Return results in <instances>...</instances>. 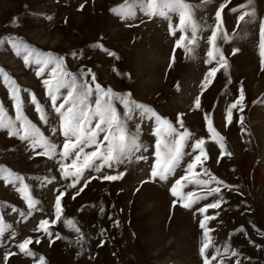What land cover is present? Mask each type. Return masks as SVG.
<instances>
[{"label": "rangeland", "instance_id": "374dc122", "mask_svg": "<svg viewBox=\"0 0 264 264\" xmlns=\"http://www.w3.org/2000/svg\"><path fill=\"white\" fill-rule=\"evenodd\" d=\"M188 2L198 25L195 43L191 45L188 44L191 27L185 29L188 39L182 44L192 49L190 53L175 44L181 35L177 27L178 14L149 18L138 13L136 18L121 20L112 9L123 0H0V37L11 36L43 51L62 55L68 71L91 69L102 87L130 92L132 99L149 105L177 128L176 117L180 114L190 133L184 150L194 152L191 143L204 138L205 167L233 186H220L222 203L204 213L210 217L205 221L209 229L205 255L210 264L213 260L220 264L221 259L224 264H237V261L264 264V65L259 47V20L264 18V0H251L250 8L255 10V15L245 16L239 22L241 12L250 10L239 7L247 4V0ZM221 3L225 7L220 9L222 27L216 45L228 61V68L226 71L219 68L201 90L207 68L216 66L219 60V53H214L215 59L210 64L205 62L209 59L207 38L215 26V11ZM225 32L227 40L223 38ZM104 49L116 55L110 56ZM72 52H76L75 58ZM0 69L20 86L25 115L46 136H51L50 126L39 120L30 99V94H34L50 111L51 102L45 94L42 78L35 74V66H26L22 57L4 43L0 44ZM240 85L245 90V106L242 112L234 109L229 122L226 119L228 105L238 95ZM198 96L200 107L196 106ZM0 103L8 115L15 116L2 75ZM117 107L122 110V106ZM206 114H210L213 128L224 138V156H220L219 144L208 130ZM51 123L55 125L56 120ZM127 123L143 148H147L139 154L149 159L133 158L120 169L102 168L106 175L123 171L125 167L127 171L117 181L99 180L93 173V179L87 185L80 184L75 192L67 186L71 181L60 176L55 160L43 155H32L30 159L31 152L26 150L24 141L0 130V225L4 228L0 235V264H39L41 256L43 264H203L204 258L199 252L203 230L195 208L213 202V198L205 197L192 209H185L179 204L172 205L176 198L171 194L169 182L140 184L155 162L152 155L155 120L133 114ZM137 124L140 125L138 130ZM53 139L58 148L62 146V136ZM36 151L42 150L37 148ZM188 159L185 157L182 164L186 165ZM7 170L25 177L30 185L29 195L39 201L36 205L39 210L27 215V202L17 191L19 185L13 187L3 181ZM193 171L204 176L199 166ZM183 174L184 169L180 168L173 175L178 178ZM182 184L184 193L198 191L194 184ZM61 192L64 193L61 218L56 225H47L50 237L39 222L56 218L55 197ZM14 207L25 211L26 218L13 212ZM65 220L75 223L68 226ZM76 228L80 229V234ZM29 238L26 247L33 255H26L18 247ZM225 244L238 255L214 256L217 248L224 252ZM6 251L12 253L7 261L3 259Z\"/></svg>", "mask_w": 264, "mask_h": 264}, {"label": "snow or ice", "instance_id": "6c2138e0", "mask_svg": "<svg viewBox=\"0 0 264 264\" xmlns=\"http://www.w3.org/2000/svg\"><path fill=\"white\" fill-rule=\"evenodd\" d=\"M250 4L251 0H247V4L239 7L250 8ZM83 7L84 5L81 4L80 8ZM224 7L225 4L221 3L215 11V26L211 28V34L207 38L210 45L207 51L209 59L205 62L210 64L215 59L214 53H219V60L216 66L207 68V72L201 82V90L207 87L219 68H223L225 71L228 68V61L216 45L218 31L222 27L220 9ZM231 10L235 11V9ZM112 11L117 12L121 20L136 18L138 13H142L149 18L154 15L169 18L171 13L178 14L179 23L177 27L180 29L181 35L175 41V44L179 47H184L185 52H192L191 48L182 44V41L188 39L184 33L189 26L191 27L192 37L188 39V44L195 43L198 27L193 20V9L188 0H123V3L117 5ZM254 15L255 10L250 8L247 13L242 11L237 21L244 19L245 16L252 18ZM169 31H172L171 25L169 26ZM259 37L261 63L264 65V18L259 20ZM223 38L224 40L229 38L226 32ZM4 43L10 45L17 56L22 57L26 66L30 64L35 66L36 76L42 78L45 94L51 102L50 111L38 101L34 94H30V99L34 105L35 112L39 115V120L50 126L49 132L51 136H46L41 128L25 115L21 88L3 69H0V75H2L5 84L8 86V93L13 102L15 116L8 115L4 105L0 103V130H5L9 137L15 136L20 141H24L27 144L26 150L31 152L30 159L32 155H43L50 160H55L59 165L60 176L66 181H71L67 186L72 192H75L76 187H79L80 184L87 185L93 179V173H95L96 179L117 181L127 171L125 167L123 171L106 175L102 168L111 169L115 167L120 169L121 166L128 165L133 158L136 160H148L149 157L147 155L139 154L142 151L146 152L147 148H143L139 137L128 128L127 122L132 119L133 114L142 118L149 117L154 119L155 125L152 126V132L155 136V151L152 155L155 157V162L151 164L150 173L146 175L144 180L140 181V184L145 183V181L169 182L171 184V194L176 198L172 200V205L176 206L179 204L185 209H192L197 204V201H201L205 197L213 198V202L204 203L203 206L195 208L196 213L199 214V227L203 230V243L199 252L204 258L203 264H210L209 258L205 255V250L209 247V229L206 227L205 221L210 217L204 215V213L207 209H216L222 203L224 197L221 194L220 186L224 188H232L233 186L218 179L216 175L205 167L202 159H207L204 138L195 139L191 143V149L194 152L185 151V144L189 140L190 133L184 127L180 114L176 117V124L179 125V128H177L172 121L156 113L149 105L132 99L130 92H116L111 87H102L100 83L96 82L95 74L91 69L85 70L81 68L80 71L75 73L68 71L64 56L53 54L52 51H43L11 36L7 37V39L0 37V44ZM96 46L103 47V45ZM104 50L108 51L107 49ZM235 51L237 49H233V52ZM70 54L75 58L76 52ZM108 55L115 56L116 54L108 51ZM168 66L171 68L172 63L170 62ZM90 76L91 79H88ZM24 91L29 90L25 89ZM199 100L198 96L197 107H200ZM253 103H256V101L254 100ZM117 105L122 106V110L118 109ZM244 106L245 90L243 85H240L238 95L228 105L226 119L231 122L233 110L242 112ZM242 119L243 117L241 116ZM52 120H56L55 125L51 123ZM204 120L208 124V130L212 133L213 139L219 144L220 156H224L226 154L224 138L213 128L210 114H206ZM139 128L140 125L137 124L136 129L138 130ZM180 129L183 130L181 131ZM61 136L62 146L58 148L53 137ZM37 148L42 151L37 152ZM196 152L198 154H195ZM228 154L230 155V153ZM185 157H189L186 165L182 164ZM197 166L204 173L203 177L193 171ZM180 168L184 169V174L176 178L173 174ZM0 169H2V166H0ZM51 179L54 180L55 177H51ZM44 180H49V177H44ZM3 181L13 187L19 185L17 191L27 202V215H31L34 210H39L36 208L39 201L29 195L30 185L25 182L24 176L7 170L3 176ZM182 182L196 185L198 191L195 193L193 191L182 192L181 188L184 186ZM214 184L217 186L213 187ZM63 195L64 193L61 192L55 197L54 209L56 218L50 221L42 219L39 222L45 233H49L47 227L49 223L56 225L58 219L61 218V196ZM216 196H219V198H215ZM12 211L18 212L21 217L26 218L25 211L15 207ZM101 211L103 212L102 208ZM200 216H203V218H200ZM64 223L71 226L75 221L65 220ZM9 228H11V225H9ZM3 232L4 228L0 225V235ZM76 232L80 234V229L76 228ZM13 235H15V232H13ZM49 236L51 237V233H49ZM30 239H25L18 245L20 251L26 255H33L26 247ZM36 242L39 243L38 238ZM229 253L232 256L238 255L237 252L225 244L224 252L221 253L220 249L217 248L214 256L223 257ZM11 254V252L6 251L3 259L7 261ZM43 260L44 257L41 256L39 264H43ZM212 264H216V261L213 260ZM220 264H224L223 259H221ZM237 264H239V261H237Z\"/></svg>", "mask_w": 264, "mask_h": 264}]
</instances>
